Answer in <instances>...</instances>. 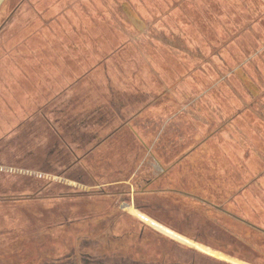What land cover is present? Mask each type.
Here are the masks:
<instances>
[{"label":"rangeland","instance_id":"1","mask_svg":"<svg viewBox=\"0 0 264 264\" xmlns=\"http://www.w3.org/2000/svg\"><path fill=\"white\" fill-rule=\"evenodd\" d=\"M0 264H264V0H7Z\"/></svg>","mask_w":264,"mask_h":264},{"label":"trees","instance_id":"2","mask_svg":"<svg viewBox=\"0 0 264 264\" xmlns=\"http://www.w3.org/2000/svg\"><path fill=\"white\" fill-rule=\"evenodd\" d=\"M92 112V111H91ZM71 120V119H70ZM71 121H73V120H71ZM95 131L96 130H94V129H89V130H87V133L90 135V134H94L95 136H96V133H95ZM114 132H115V130L112 132V133H110L111 135L112 134H114ZM85 140H87V138L85 139ZM94 142V141H93ZM86 145H87V147H86ZM92 144H88V143H86L85 141H83L82 142V144H81V147L80 148H82L83 146L84 147H86V149L88 148V147H90ZM83 149V148H82ZM83 152L85 151V149L84 150H82Z\"/></svg>","mask_w":264,"mask_h":264},{"label":"water","instance_id":"3","mask_svg":"<svg viewBox=\"0 0 264 264\" xmlns=\"http://www.w3.org/2000/svg\"><path fill=\"white\" fill-rule=\"evenodd\" d=\"M7 0H0V8L3 6V4L6 2Z\"/></svg>","mask_w":264,"mask_h":264},{"label":"crops","instance_id":"4","mask_svg":"<svg viewBox=\"0 0 264 264\" xmlns=\"http://www.w3.org/2000/svg\"><path fill=\"white\" fill-rule=\"evenodd\" d=\"M102 137H103V136H102ZM102 137H100V138L102 139ZM100 138H99V139H100ZM97 139H98V138H97ZM99 141H100V140L97 141L96 147L99 145ZM100 143H101V142H100ZM80 149H81V150H84V149H82V148H80Z\"/></svg>","mask_w":264,"mask_h":264}]
</instances>
